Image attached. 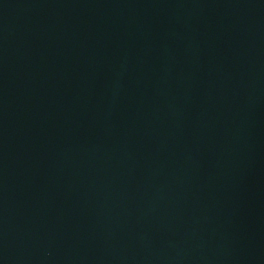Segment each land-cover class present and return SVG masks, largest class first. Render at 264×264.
I'll return each instance as SVG.
<instances>
[{
  "label": "water",
  "instance_id": "1",
  "mask_svg": "<svg viewBox=\"0 0 264 264\" xmlns=\"http://www.w3.org/2000/svg\"><path fill=\"white\" fill-rule=\"evenodd\" d=\"M0 264H264V0H0Z\"/></svg>",
  "mask_w": 264,
  "mask_h": 264
}]
</instances>
